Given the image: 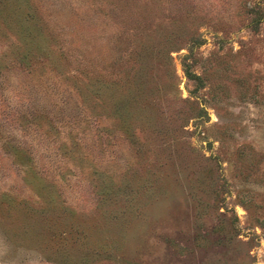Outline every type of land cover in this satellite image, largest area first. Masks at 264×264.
I'll return each instance as SVG.
<instances>
[{
	"label": "rangeland",
	"instance_id": "rangeland-1",
	"mask_svg": "<svg viewBox=\"0 0 264 264\" xmlns=\"http://www.w3.org/2000/svg\"><path fill=\"white\" fill-rule=\"evenodd\" d=\"M0 264H264V0H0Z\"/></svg>",
	"mask_w": 264,
	"mask_h": 264
}]
</instances>
